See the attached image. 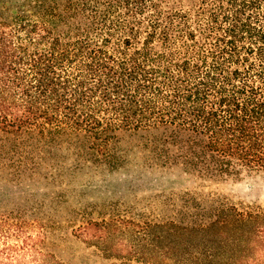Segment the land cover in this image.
Segmentation results:
<instances>
[{
	"label": "trees",
	"instance_id": "trees-1",
	"mask_svg": "<svg viewBox=\"0 0 264 264\" xmlns=\"http://www.w3.org/2000/svg\"><path fill=\"white\" fill-rule=\"evenodd\" d=\"M167 128L159 142L198 172L264 169V0H0V155L76 137L115 166L119 133ZM12 186L0 202L21 194ZM39 213L0 206V264H71L43 249ZM215 213L89 219L72 233L107 264H264V207Z\"/></svg>",
	"mask_w": 264,
	"mask_h": 264
},
{
	"label": "rangeland",
	"instance_id": "rangeland-1",
	"mask_svg": "<svg viewBox=\"0 0 264 264\" xmlns=\"http://www.w3.org/2000/svg\"><path fill=\"white\" fill-rule=\"evenodd\" d=\"M174 134L171 128L119 133L111 146L118 155L115 166L106 157L82 153V140L76 137L58 144L26 142L21 156L0 155V184L21 187L16 188L19 196L0 206H36L46 224L43 249L71 264L111 260L101 248L73 235L89 219L194 224L216 218L221 205L264 207V169L233 161L221 172H198L178 157V145L164 144L168 156L155 151L156 144L163 146L160 140Z\"/></svg>",
	"mask_w": 264,
	"mask_h": 264
}]
</instances>
